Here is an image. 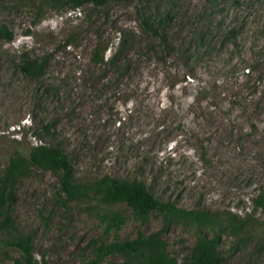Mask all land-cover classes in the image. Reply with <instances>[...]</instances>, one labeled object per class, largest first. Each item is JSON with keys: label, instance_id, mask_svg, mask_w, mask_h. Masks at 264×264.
<instances>
[{"label": "rangeland", "instance_id": "374dc122", "mask_svg": "<svg viewBox=\"0 0 264 264\" xmlns=\"http://www.w3.org/2000/svg\"><path fill=\"white\" fill-rule=\"evenodd\" d=\"M106 10L0 0V28L13 33L0 38V178L16 152L54 142L83 181L140 171L154 193L245 222L223 237V264H264V0H121ZM145 18L166 21L169 45L146 31ZM99 32L109 48L97 64ZM200 34L204 58L186 66L177 55ZM31 62L35 76L24 68ZM189 68L193 76L177 83L175 70ZM5 196L0 239H30L40 263L81 264L114 237L94 200L63 202L55 171L33 169ZM112 209L123 214L122 240L160 227L155 217L141 224L127 203ZM166 238L181 255L195 234L177 226ZM19 260V250L0 247V264Z\"/></svg>", "mask_w": 264, "mask_h": 264}, {"label": "trees", "instance_id": "16d2710c", "mask_svg": "<svg viewBox=\"0 0 264 264\" xmlns=\"http://www.w3.org/2000/svg\"><path fill=\"white\" fill-rule=\"evenodd\" d=\"M121 0H43L52 7L80 9L93 6L106 11L109 3ZM129 1V0H124ZM166 21L160 18L151 20L145 18L144 27L159 45H169V28ZM0 38L10 41L13 33L5 27L0 28ZM98 42L92 51V60L97 63L105 61V53L109 48L108 42L103 40L102 34H98ZM195 48H186L177 57L188 66V62L199 56L203 57L204 48L209 42L205 34L197 35ZM155 50L156 45L152 47ZM167 51L171 49L166 47ZM165 51V50H164ZM25 70L31 76H35L40 70L35 62L27 64ZM175 70L176 82H187V77L193 76V68L183 71ZM204 87L199 84L195 88L194 98L200 100ZM51 126H43L45 133H49ZM203 159V156H202ZM33 169L52 170L59 173L60 189L64 193V203L78 199H91L100 206L99 219L104 226L105 234L113 230V239L103 241L94 248V254L81 264H102L110 257H119L123 264H223L224 255L221 245L224 236L240 234L246 230V223L236 217L230 220L223 217L218 211H211L199 207L187 208L179 205L175 199L165 197L163 193H154L149 180L140 175L116 177L105 174L88 181L81 180L69 159L67 152L57 143H40L30 149L28 155L16 152L10 158L9 165L0 178V201L5 200L8 186L14 181L27 177ZM154 180V178L152 179ZM119 203H127L131 206L135 216L141 224H146L151 217L160 222V227L145 234L141 229L132 239H120L116 234L123 223V214L112 208ZM258 204L264 207V201L259 198ZM183 227L195 234V241L188 252L181 255L173 253L166 238L172 227ZM9 247L20 252L21 264H47L35 260L30 239L14 238L0 239V247Z\"/></svg>", "mask_w": 264, "mask_h": 264}]
</instances>
